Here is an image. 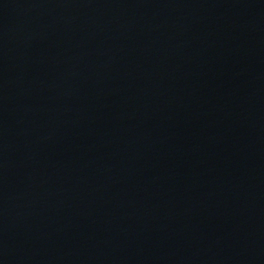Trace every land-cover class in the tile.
Masks as SVG:
<instances>
[{
	"label": "water",
	"instance_id": "obj_1",
	"mask_svg": "<svg viewBox=\"0 0 264 264\" xmlns=\"http://www.w3.org/2000/svg\"><path fill=\"white\" fill-rule=\"evenodd\" d=\"M0 264H264V0H0Z\"/></svg>",
	"mask_w": 264,
	"mask_h": 264
}]
</instances>
